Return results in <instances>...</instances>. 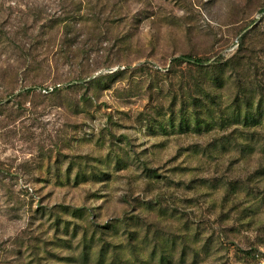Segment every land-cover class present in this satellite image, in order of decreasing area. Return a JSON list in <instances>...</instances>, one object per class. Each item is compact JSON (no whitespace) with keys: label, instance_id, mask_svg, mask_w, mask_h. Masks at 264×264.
<instances>
[{"label":"rangeland","instance_id":"374dc122","mask_svg":"<svg viewBox=\"0 0 264 264\" xmlns=\"http://www.w3.org/2000/svg\"><path fill=\"white\" fill-rule=\"evenodd\" d=\"M262 11L0 0V264H264Z\"/></svg>","mask_w":264,"mask_h":264},{"label":"trees","instance_id":"16d2710c","mask_svg":"<svg viewBox=\"0 0 264 264\" xmlns=\"http://www.w3.org/2000/svg\"><path fill=\"white\" fill-rule=\"evenodd\" d=\"M176 62H187L191 64L200 65L203 64L204 61L198 57L192 56V55H182L174 59Z\"/></svg>","mask_w":264,"mask_h":264},{"label":"built area","instance_id":"2783aa9c","mask_svg":"<svg viewBox=\"0 0 264 264\" xmlns=\"http://www.w3.org/2000/svg\"><path fill=\"white\" fill-rule=\"evenodd\" d=\"M264 17V11H262L261 13H258L257 15H256V18L259 20V19H261V18H263Z\"/></svg>","mask_w":264,"mask_h":264}]
</instances>
